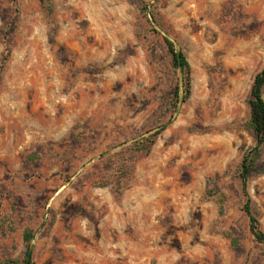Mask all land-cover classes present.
<instances>
[{"label": "rangeland", "instance_id": "374dc122", "mask_svg": "<svg viewBox=\"0 0 264 264\" xmlns=\"http://www.w3.org/2000/svg\"><path fill=\"white\" fill-rule=\"evenodd\" d=\"M263 66L264 0H0V264H264L239 180ZM247 191L264 231V151Z\"/></svg>", "mask_w": 264, "mask_h": 264}, {"label": "trees", "instance_id": "16d2710c", "mask_svg": "<svg viewBox=\"0 0 264 264\" xmlns=\"http://www.w3.org/2000/svg\"><path fill=\"white\" fill-rule=\"evenodd\" d=\"M42 4H45V0H40ZM166 51L170 55L171 64L175 69H179L182 73V79L177 84L176 94L178 96L180 88H183L184 95L182 101L186 100L189 96V65L184 54L179 51V58L176 56V49L174 43L166 38H162ZM263 87H264V66L254 76L251 84L248 96V110L249 117L247 126L254 136V145L244 154L239 165V180H240V191L243 198V204L241 211L247 219V231L252 236L253 240L259 244H264V231L254 216L251 210V199L249 197L247 188L248 180L252 171L256 168L258 160L260 159L262 152L264 151V99H263ZM178 102V101H176ZM163 128H158L154 135L159 134ZM218 204L219 214L223 213V198L218 197L215 199ZM32 235L29 232H24V242H29ZM232 246H237L238 242L236 239L230 237ZM28 248L24 253V264Z\"/></svg>", "mask_w": 264, "mask_h": 264}, {"label": "water", "instance_id": "95a60500", "mask_svg": "<svg viewBox=\"0 0 264 264\" xmlns=\"http://www.w3.org/2000/svg\"><path fill=\"white\" fill-rule=\"evenodd\" d=\"M155 2H157V0H155ZM176 56H177V59L179 58V50H176ZM182 103V100L180 99L179 100V104H178V107H177V112L179 111L180 109V105ZM96 159V158H95ZM31 251H32V248L29 247L28 249V252H27V255H26V259H25V264H29V261H30V257H31Z\"/></svg>", "mask_w": 264, "mask_h": 264}]
</instances>
